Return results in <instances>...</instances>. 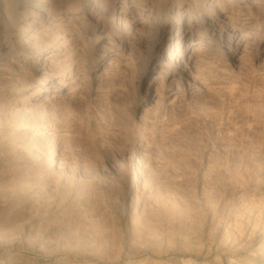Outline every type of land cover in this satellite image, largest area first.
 Segmentation results:
<instances>
[{"label": "rangeland", "instance_id": "1", "mask_svg": "<svg viewBox=\"0 0 264 264\" xmlns=\"http://www.w3.org/2000/svg\"><path fill=\"white\" fill-rule=\"evenodd\" d=\"M30 1L0 0V253L83 264L41 254L81 240L97 264H264V1ZM198 31L210 44L179 80ZM166 199L192 209L170 220Z\"/></svg>", "mask_w": 264, "mask_h": 264}, {"label": "bare ground", "instance_id": "2", "mask_svg": "<svg viewBox=\"0 0 264 264\" xmlns=\"http://www.w3.org/2000/svg\"><path fill=\"white\" fill-rule=\"evenodd\" d=\"M124 1V0H123ZM218 1L219 0H204L205 5L207 11H213L216 6L218 5ZM228 1H234V2H241L243 0H228ZM255 1V0H253ZM264 1V0H263ZM32 1L30 0H22V4L24 6H29L31 4ZM125 4V3H124ZM252 5L253 2H251L246 10V12H251L252 10ZM36 6L38 9L43 8L46 12H48V14L53 15V9H52V4L50 3V1H45V2H41V1H37ZM145 8L140 5L136 4V8L133 7L131 9V11L133 13L130 14L129 18L125 17L124 15H120L118 16V19L123 18L124 22L123 25L127 26V27H136V24L141 20V12H143L142 10H144ZM189 10V8L187 9V11ZM79 10H74V8H69V10L67 11L70 14H75L77 13ZM123 11V10H122ZM130 11V10H129ZM151 12V8L149 7L148 9V14L150 15ZM211 13H206L205 15H202L203 20L209 22V24L207 25V27H211L213 28L214 32V28H220V27H227L228 25H223V24H218V26L216 24H214L212 18H211ZM223 17H226V15H223ZM241 21H246L249 19V16L246 14H241V16H239ZM238 20V19H237ZM236 21V20H235ZM254 23L258 26V24L260 23V20L258 19V16L255 17L254 19ZM119 24V23H118ZM178 29L176 30L175 34H177L178 36H180L181 38L184 37L185 32L188 30H191V25L190 22L187 21V26L184 28L182 26H177ZM254 28H256V26L254 25ZM93 30H97V35H101L106 33L107 28L105 25L104 20H101L100 23L93 29ZM230 30V29H229ZM191 32V31H190ZM202 32L198 31L195 34V38L199 39V41H201L202 39L199 38V36H202ZM218 40L221 41V43L225 44L226 46H233V47H237L239 46V44L241 43V39L238 36H229L225 41H222V33L221 30L219 32V35L217 36ZM192 36L190 33V38L187 44H185L183 47L181 46V50H180V54L182 53H188L187 58L190 59V62H183V60L178 61L177 59L175 60L176 65L179 64V70H178V79H182V77H186L188 76V73L190 72V70L192 69L194 62L196 60V51L198 49L203 48L202 46H204L205 44L208 45L210 44V40L207 39V41H203L199 42L198 45H196L194 43V40H192ZM205 43V44H204ZM180 47V46H179ZM194 58V59H193ZM158 77L159 74H158ZM175 81L174 77H170L166 80V82L169 84L170 82ZM192 81H194V79H192ZM177 82V81H176ZM178 88H180V86H177ZM36 89H39L38 87H36ZM1 188V186H0ZM5 188V187H3ZM4 191L6 189H3ZM8 190V189H7ZM6 191V192H10ZM2 192V190H1ZM0 192V193H1ZM3 193V192H2ZM1 193V195H2ZM6 196V193H3ZM9 194V193H8ZM185 207V208H184ZM159 210L162 211V213L164 214L165 217H167L168 219H173L177 216H181L186 212V209H192V207H186V206H182V204L176 200H160V203L158 205ZM144 228H147L148 230H150V227H148V224H146V226H144ZM3 247L7 253H0V264H41L39 258H37L36 256H30L28 255V253L30 251H32V249L30 247H20L17 244L13 245H3L1 246ZM43 250V249H42ZM203 250L202 247H200L198 249L199 252H201ZM213 250V247H208L205 255L206 254H211V251ZM36 251V250H34ZM38 251V250H37ZM34 253V252H33ZM32 253V254H33ZM164 253L167 254H177V255H190L191 254V250L188 249H178L174 246L172 247H167L164 250ZM220 255L223 254V251L218 252ZM42 257L43 258H47L50 259L52 258L53 255L55 254H62L64 255V259H71V260H80V262H82L83 264H89V262L92 261L91 264H97L96 261L99 260L101 258V251H100V247L97 245L96 242L91 241V243H85L84 241H76L74 244L71 243H66L65 245H62L60 247H55L53 250L52 249H47V250H43L41 252ZM4 255V256H3ZM129 254L124 253L123 250L120 248V250L118 251L117 254V262L118 259L122 258V257H127L130 258L128 256ZM163 256V254H162ZM40 257V256H39ZM159 257V256H158ZM61 259V258H59ZM58 259H55V263L56 264H60L59 262H57ZM60 261V260H59ZM44 262V261H43ZM45 263V262H44ZM45 264H51V263H45ZM107 264V263H106Z\"/></svg>", "mask_w": 264, "mask_h": 264}]
</instances>
